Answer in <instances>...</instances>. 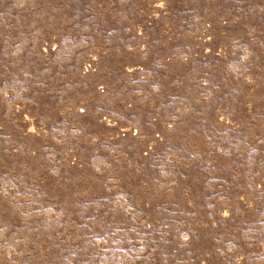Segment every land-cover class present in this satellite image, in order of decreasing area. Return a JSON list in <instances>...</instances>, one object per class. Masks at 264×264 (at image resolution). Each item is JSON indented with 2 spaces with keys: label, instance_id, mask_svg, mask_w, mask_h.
<instances>
[{
  "label": "rangeland",
  "instance_id": "rangeland-1",
  "mask_svg": "<svg viewBox=\"0 0 264 264\" xmlns=\"http://www.w3.org/2000/svg\"><path fill=\"white\" fill-rule=\"evenodd\" d=\"M0 264H264V0H0Z\"/></svg>",
  "mask_w": 264,
  "mask_h": 264
}]
</instances>
